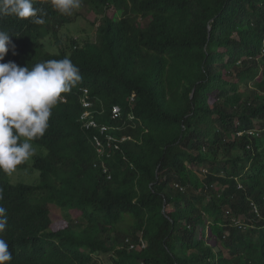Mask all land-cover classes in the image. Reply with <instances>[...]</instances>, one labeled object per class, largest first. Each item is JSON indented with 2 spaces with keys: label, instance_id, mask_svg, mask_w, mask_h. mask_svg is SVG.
Masks as SVG:
<instances>
[{
  "label": "trees",
  "instance_id": "trees-1",
  "mask_svg": "<svg viewBox=\"0 0 264 264\" xmlns=\"http://www.w3.org/2000/svg\"><path fill=\"white\" fill-rule=\"evenodd\" d=\"M81 2L90 18L0 16L3 62L82 77L42 155L0 170L5 264H264V0Z\"/></svg>",
  "mask_w": 264,
  "mask_h": 264
},
{
  "label": "clouds",
  "instance_id": "clouds-1",
  "mask_svg": "<svg viewBox=\"0 0 264 264\" xmlns=\"http://www.w3.org/2000/svg\"><path fill=\"white\" fill-rule=\"evenodd\" d=\"M52 5L60 13L71 15L81 7V0H52ZM46 15L43 8L34 7L33 0H0V16L31 18L32 23L43 24ZM11 36L0 30V170L6 173L36 154L31 142L45 135L61 94L82 79L79 68L68 57L31 68L3 62L10 48L15 49ZM6 226L7 210L0 206V232ZM11 260L8 243L0 238V264Z\"/></svg>",
  "mask_w": 264,
  "mask_h": 264
},
{
  "label": "rangeland",
  "instance_id": "rangeland-1",
  "mask_svg": "<svg viewBox=\"0 0 264 264\" xmlns=\"http://www.w3.org/2000/svg\"><path fill=\"white\" fill-rule=\"evenodd\" d=\"M81 4H82V2H81ZM79 9H80L79 13H82L86 18H90V17H88L89 11L87 9H85V8L83 9L82 5H81V7ZM34 148L36 149V154L37 155H42L41 152L39 151V149L36 146H34ZM33 162H34V157L30 158L27 161L29 166H32ZM37 180H38V176L36 174H34L33 172H27V173H24V174L22 173V175L19 176V179H18V181H20V182H24L26 184H31V185L36 184ZM58 213H59L60 216L62 215L61 211H58Z\"/></svg>",
  "mask_w": 264,
  "mask_h": 264
},
{
  "label": "built area",
  "instance_id": "built-area-1",
  "mask_svg": "<svg viewBox=\"0 0 264 264\" xmlns=\"http://www.w3.org/2000/svg\"><path fill=\"white\" fill-rule=\"evenodd\" d=\"M85 93H88L87 90L84 91ZM83 106H84V109H90L92 107V103H90L89 101L87 100H83ZM121 116V110L119 107H114L113 108V119H118L119 117ZM90 118V115L88 113H86L84 115V118ZM89 126L93 127V128H96L97 127V124L95 121L91 120L89 122ZM102 131H106V128H103ZM99 145V144H98Z\"/></svg>",
  "mask_w": 264,
  "mask_h": 264
},
{
  "label": "water",
  "instance_id": "water-1",
  "mask_svg": "<svg viewBox=\"0 0 264 264\" xmlns=\"http://www.w3.org/2000/svg\"><path fill=\"white\" fill-rule=\"evenodd\" d=\"M209 31H211V27L209 28Z\"/></svg>",
  "mask_w": 264,
  "mask_h": 264
},
{
  "label": "bare ground",
  "instance_id": "bare-ground-1",
  "mask_svg": "<svg viewBox=\"0 0 264 264\" xmlns=\"http://www.w3.org/2000/svg\"><path fill=\"white\" fill-rule=\"evenodd\" d=\"M97 124H99L98 122H97ZM98 126V125H97ZM87 128V127H86Z\"/></svg>",
  "mask_w": 264,
  "mask_h": 264
}]
</instances>
